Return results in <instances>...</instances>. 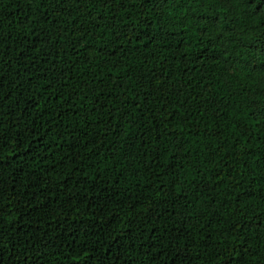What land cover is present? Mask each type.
I'll return each instance as SVG.
<instances>
[{
	"label": "trees",
	"instance_id": "16d2710c",
	"mask_svg": "<svg viewBox=\"0 0 264 264\" xmlns=\"http://www.w3.org/2000/svg\"><path fill=\"white\" fill-rule=\"evenodd\" d=\"M0 264H264V0H0Z\"/></svg>",
	"mask_w": 264,
	"mask_h": 264
}]
</instances>
